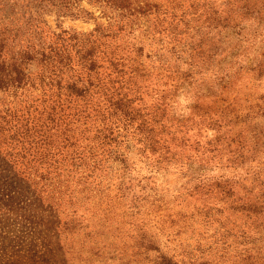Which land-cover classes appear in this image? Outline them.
Wrapping results in <instances>:
<instances>
[{
	"label": "trees",
	"instance_id": "trees-1",
	"mask_svg": "<svg viewBox=\"0 0 264 264\" xmlns=\"http://www.w3.org/2000/svg\"><path fill=\"white\" fill-rule=\"evenodd\" d=\"M52 13L97 25L89 33L54 30L46 20ZM261 43L264 0H0V93L14 97L0 117V158L40 201L51 195L53 206L75 191L103 186L115 164L122 192L133 154L152 169H182L191 151L200 162L209 159L206 166L225 162L221 168L238 176L262 152L258 141L250 146L196 136L225 129L233 103L223 94L243 71L264 80V53L256 51L263 61L255 69L242 67ZM205 90L206 107L199 101ZM180 94L190 103L183 110ZM260 107L250 110L258 116ZM237 181L204 171L189 195L202 202L203 227H219L211 237L227 228L224 214H239L242 224L227 228L208 255L198 241L195 251L160 253L152 264H226L231 235L241 239L238 264H264V181L257 191ZM219 247L216 262L209 256Z\"/></svg>",
	"mask_w": 264,
	"mask_h": 264
},
{
	"label": "rangeland",
	"instance_id": "rangeland-1",
	"mask_svg": "<svg viewBox=\"0 0 264 264\" xmlns=\"http://www.w3.org/2000/svg\"><path fill=\"white\" fill-rule=\"evenodd\" d=\"M83 7L95 12L100 24H107L100 11L93 10L87 2ZM46 20L54 30L62 28L83 33L91 32L97 25L94 21L58 18L54 13ZM157 47L161 48V45L154 43V49ZM256 51L264 53V43L257 45L251 54L253 58L242 66L245 70L255 69L264 60ZM249 72L243 71L238 85L223 94L227 103H233L225 129L218 135L204 129L200 137L196 136V139L219 136L226 144L235 139L236 143L242 141L250 146L258 145V141L262 152L247 160L238 176L221 168L225 162L220 167L217 163L212 167L214 160L206 166L209 159L200 162L191 151L186 153V166L182 169H152L147 159L140 160L133 154L122 192L117 187L122 175L115 164L108 175L101 178L103 186L96 187L95 183L89 191H75L72 199L67 201L66 197L62 202L58 199L57 205L53 206L51 195L44 198V202L40 201L31 184L29 186L27 180L19 176V171L0 158V264H152L160 253L182 257L184 251H195L198 241V247L205 249L208 255V247L223 236L227 228L232 229L234 223L242 224L244 220L239 214H224L221 221L227 228L217 232L220 236L211 237L219 227H203L204 218L197 213L202 202L197 196L189 195L195 187L196 176L204 171L211 178L225 174L228 178L238 179L241 187L255 191L260 190L259 182L264 181V80H257ZM206 87L211 86L206 83ZM209 95L210 92L205 90V97L199 99L205 107L211 101ZM179 99L182 110L190 104L183 94ZM13 101V96L0 93V117L5 106ZM258 105L262 111L255 116L250 107ZM257 111L259 108H255ZM189 155L192 157L187 160ZM252 160H255L254 164ZM61 182L65 187L67 180L62 178ZM146 196L150 197L143 200ZM135 202L139 204L135 205ZM192 213L194 218L190 219ZM240 241L239 236L232 235L227 240L230 260L227 258L226 264H238L235 255L240 252ZM222 252L219 247L209 258L212 256L217 262Z\"/></svg>",
	"mask_w": 264,
	"mask_h": 264
}]
</instances>
